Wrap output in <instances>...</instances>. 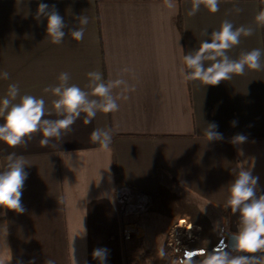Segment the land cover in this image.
Listing matches in <instances>:
<instances>
[{"label": "crops", "instance_id": "crops-1", "mask_svg": "<svg viewBox=\"0 0 264 264\" xmlns=\"http://www.w3.org/2000/svg\"><path fill=\"white\" fill-rule=\"evenodd\" d=\"M41 2L55 6L63 17L60 44L47 36V19L35 18ZM174 4L0 0V73L9 74L0 78V99L10 84H17L20 95L14 102L25 94L42 97L52 113L45 118L58 119L52 103L56 97L44 89L58 85L62 72L70 74L69 84L89 94V72L101 73L106 82L123 78L133 89H114L120 97L118 111H98L87 125L81 113L47 147L40 146L41 133L33 134L26 146L0 142V170L15 152L25 159L28 173L22 190L25 211L0 208V264H101L93 257L97 248L108 250L104 264H205L207 255L224 250L203 249L223 240L213 221L222 218L227 238L240 231L239 211L226 206L231 182L240 170H250L259 177L257 197L264 195V70L246 68L244 75L211 86L187 79L183 58L198 50L202 40L211 42L212 31L225 20L253 30L228 51L230 58L264 51V22L257 20L264 0H220L216 13L201 5L192 16V0ZM81 16L89 22L83 39L76 41L69 33L78 29ZM125 68L131 71L123 72ZM213 122L223 138L208 141L205 129ZM94 129L111 130L107 149L91 140ZM237 134L246 141L233 143ZM120 187L151 200L146 212L127 217V242L115 202ZM184 206L199 208L203 219L195 225L196 242L191 240L172 260L166 257V243L173 225H194L184 216ZM136 249L150 258L137 261ZM224 251L229 259L249 256V264H264V250Z\"/></svg>", "mask_w": 264, "mask_h": 264}, {"label": "clouds", "instance_id": "clouds-1", "mask_svg": "<svg viewBox=\"0 0 264 264\" xmlns=\"http://www.w3.org/2000/svg\"><path fill=\"white\" fill-rule=\"evenodd\" d=\"M220 0H192L189 16L195 15L203 5L209 12L216 13L219 10ZM168 8L175 6L174 0H164ZM240 11V9H236ZM47 19V36L51 37L53 44H60L65 38L63 29L66 27L63 17L55 10V6L47 3H39L36 12V19ZM79 27L71 30L72 39L81 41L84 37L85 27L88 24V17L81 16ZM257 20L264 22V10ZM207 34L205 30L204 35ZM252 28L244 26L234 27L233 23L225 20L219 30L212 31L210 40H202L198 50L184 55L186 66L185 76L189 80H199L205 85L216 86L222 81L232 79L233 75H244L246 68L249 70H264L261 62L264 51L252 49L241 54L239 59H232L227 54L230 49L240 43L241 36H251ZM125 68L123 72H130ZM89 87L91 94L82 90L76 84H69L70 74L62 72L58 76L59 84L44 89L45 93H51L56 97L52 103L55 115L58 119H46L52 113L46 108L45 100L33 95L20 96L17 84H10L5 97L0 99V142L15 148L19 145H27L33 134L41 133L40 146L47 147L50 139L61 138L62 133L69 130L81 113L86 114L83 120L85 125L91 123L98 111L104 113L115 112L119 109L118 99L113 95V90H133L123 78L105 81L99 72H89ZM7 72L0 73V78L8 79ZM96 97V98H91ZM218 125L209 123L205 129L208 141L220 140L222 134L216 131ZM91 140L99 143L107 149L112 142L111 130L94 129L91 133ZM243 134H237L233 143L246 141ZM26 161L23 156L15 152L8 154L6 166L0 170V208L12 210L17 213L25 211L22 205V190L28 173L25 171ZM259 177L253 176L250 170H240L231 182L229 196L226 206L232 212L239 211L241 218V229L232 237L233 246L242 252L257 253L264 250V195L257 197V185ZM108 250L97 248L93 257L101 264L107 259ZM191 255V254H189ZM254 259V257H252ZM249 256H240L229 259L227 251L216 249L208 256L205 264H249ZM46 264H55L48 261Z\"/></svg>", "mask_w": 264, "mask_h": 264}, {"label": "rangeland", "instance_id": "rangeland-1", "mask_svg": "<svg viewBox=\"0 0 264 264\" xmlns=\"http://www.w3.org/2000/svg\"><path fill=\"white\" fill-rule=\"evenodd\" d=\"M183 211H184V216L187 218V220H189V221H194L193 223H194V225H192V224H188V223H186V224H182V225H189L190 226V231H188V232H186V231H184V229L183 230H180V229H178V230H176V225L178 224V223H176L175 225H173V227H172V229H171V231L169 232V238H168V240H167V243H168V241L173 237L174 238V236H175V238L177 237V239L180 241V245H179V248L177 247V251H176V253H172L171 252V250L169 249V247L167 246V243H166V257H168L169 259H172V260H174V258L177 256V255H179V253H181V252H183V250H185L187 247H189V246H191V240H192V242L193 241H195V239H192L193 237H196L197 236V232H198V230H196L195 229V225H200V222H201V220L203 219L202 217H201V211L199 210V208H197V207H194V208H191V207H185L184 206V208H181ZM175 212H179V210H176ZM174 212V213H175ZM181 213H182V211H181ZM179 214V213H178ZM222 218L220 217V218H218L217 219V221H213V223H212V226L214 227L213 228V230H215L214 232H216V226H218V232L222 235V237H223V240H222V242H220V245H214V246H212L213 245V243H211V242H209V243H207V245L209 246H205L203 249H204V251H206L207 249H209V248H222V249H226V241H227V237H226V233H228V231H227V229H226V227H225V225L224 224H222V223H220V220H221ZM186 220V221H187ZM205 224H207V225H209V223L208 222H206ZM211 225V224H210ZM216 227V228H215ZM186 232V233H185ZM187 233H190V237H188L187 236ZM121 234H122V232H121ZM189 235V234H188ZM122 238H123V236H122ZM129 238H130V236L127 238V239H124L123 238V240L124 241H128L129 240ZM211 241V240H210ZM215 241V243H216V240H214ZM196 242V241H195ZM213 242V241H212ZM136 247H137V245H135ZM135 254H137V255H135V257H136V260L137 261H141V260H143V259H145V260H147V259H149L150 258V256H145V255H143V250H138V249H136V251H135ZM206 257H208V255L206 256ZM147 262H149V261H147ZM145 264H151V263H145Z\"/></svg>", "mask_w": 264, "mask_h": 264}, {"label": "built area", "instance_id": "built-area-1", "mask_svg": "<svg viewBox=\"0 0 264 264\" xmlns=\"http://www.w3.org/2000/svg\"><path fill=\"white\" fill-rule=\"evenodd\" d=\"M115 202L118 207L120 219L122 222V236L124 239H127L131 233L129 225L126 223L127 217L132 214L146 212L151 206V200L149 196L144 193L137 192L126 187H120L116 193ZM178 229H184V231L188 232L191 228L189 225L184 226L181 222H179L176 225V230ZM187 236L190 237V233H187ZM179 245L180 241L177 239V237L175 238V236L174 238L172 237L167 243V246L172 253H176L177 247L179 248Z\"/></svg>", "mask_w": 264, "mask_h": 264}, {"label": "water", "instance_id": "water-1", "mask_svg": "<svg viewBox=\"0 0 264 264\" xmlns=\"http://www.w3.org/2000/svg\"><path fill=\"white\" fill-rule=\"evenodd\" d=\"M235 234H230L227 238V241H226V248L230 251H240L238 248H235L233 246V240H232V237L234 236Z\"/></svg>", "mask_w": 264, "mask_h": 264}, {"label": "bare ground", "instance_id": "bare-ground-1", "mask_svg": "<svg viewBox=\"0 0 264 264\" xmlns=\"http://www.w3.org/2000/svg\"><path fill=\"white\" fill-rule=\"evenodd\" d=\"M181 223H182V224H184V222H183V221H181Z\"/></svg>", "mask_w": 264, "mask_h": 264}]
</instances>
